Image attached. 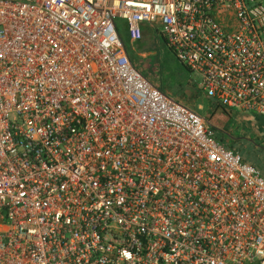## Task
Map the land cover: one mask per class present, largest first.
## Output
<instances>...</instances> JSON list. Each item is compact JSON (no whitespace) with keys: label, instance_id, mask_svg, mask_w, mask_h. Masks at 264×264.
I'll return each instance as SVG.
<instances>
[{"label":"built area","instance_id":"2783aa9c","mask_svg":"<svg viewBox=\"0 0 264 264\" xmlns=\"http://www.w3.org/2000/svg\"><path fill=\"white\" fill-rule=\"evenodd\" d=\"M117 20L264 118V0H0V264H264V179Z\"/></svg>","mask_w":264,"mask_h":264},{"label":"rangeland","instance_id":"374dc122","mask_svg":"<svg viewBox=\"0 0 264 264\" xmlns=\"http://www.w3.org/2000/svg\"><path fill=\"white\" fill-rule=\"evenodd\" d=\"M116 24L133 65L166 96L204 118L217 141L232 147L264 177V118L236 110L227 115L216 109L214 101L203 93L198 75L176 59L149 25H143L144 38L135 44L129 39L125 22L117 20Z\"/></svg>","mask_w":264,"mask_h":264},{"label":"crops","instance_id":"0c3cea01","mask_svg":"<svg viewBox=\"0 0 264 264\" xmlns=\"http://www.w3.org/2000/svg\"><path fill=\"white\" fill-rule=\"evenodd\" d=\"M144 24H141V26H140V30H141V39L140 40H138V41H132L131 39H130V37H129V39H130V41H131V43H137V42H139V41H141L143 38H144V35H145V33H144V31H145V28H144V26H143ZM148 25V24H147ZM151 29H152V31L154 32V30H153V28L151 27V26H149ZM155 33V32H154ZM127 55H128V57H129V54L127 53ZM141 57H144V54H141L140 55ZM129 59H130V57H129ZM130 61L133 63V60H131L130 59ZM143 74V73H142ZM145 76V75H144ZM155 85V84H154ZM157 86V85H156ZM214 101V100H213ZM214 104L216 105V102L214 101ZM226 111L224 112L223 111V109H222V111H223V113L225 114H227V115H230V112H228V111H230V110H227V109H225ZM215 138V137H214ZM216 140V139H215ZM217 141V140H216ZM217 142H219V141H217ZM220 143V142H219ZM220 144H222V145H224L223 143H220ZM226 148H227V145H224ZM227 149H229V148H227ZM230 150V149H229ZM232 151V150H231ZM241 157V156H240ZM242 159V158H241ZM242 161L245 163V164H247V165H249V163H247V161L245 160V159H242ZM249 166H251V165H249ZM251 167H253V166H251ZM254 168V167H253ZM255 169V168H254ZM257 170V169H256ZM257 172L260 174V172L257 170ZM260 176H261V174H260ZM262 177V176H261ZM263 179H264V177H262Z\"/></svg>","mask_w":264,"mask_h":264},{"label":"trees","instance_id":"16d2710c","mask_svg":"<svg viewBox=\"0 0 264 264\" xmlns=\"http://www.w3.org/2000/svg\"><path fill=\"white\" fill-rule=\"evenodd\" d=\"M129 36V35H128ZM215 108L216 109H218V108H221V109H223V111L225 112L226 110L224 109V108H222L218 103H216V105H215ZM216 109H214L215 111L214 112H216L217 110ZM214 132H213V130H211V135L214 137ZM220 142V141H219ZM221 143V142H220ZM227 148H229L230 150H232L233 152H236V151H234L233 149H232V147H230V146H227ZM237 153V152H236Z\"/></svg>","mask_w":264,"mask_h":264}]
</instances>
